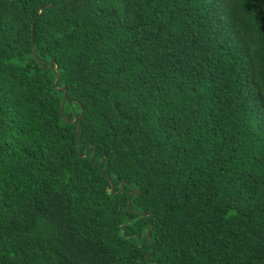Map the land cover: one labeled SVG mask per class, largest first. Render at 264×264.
<instances>
[{
    "label": "trees",
    "instance_id": "16d2710c",
    "mask_svg": "<svg viewBox=\"0 0 264 264\" xmlns=\"http://www.w3.org/2000/svg\"><path fill=\"white\" fill-rule=\"evenodd\" d=\"M0 264H264V0H0Z\"/></svg>",
    "mask_w": 264,
    "mask_h": 264
},
{
    "label": "water",
    "instance_id": "95a60500",
    "mask_svg": "<svg viewBox=\"0 0 264 264\" xmlns=\"http://www.w3.org/2000/svg\"><path fill=\"white\" fill-rule=\"evenodd\" d=\"M47 6H49V5H45V6H43V7L41 8V11H40L39 15H41L42 11H43L44 8L47 7ZM56 70L58 71V66H56ZM57 82H58V79H57ZM65 101H66V100H64V103H63V105H62V109L64 108ZM79 129H80V127H79ZM79 151H81V146H80V150H79Z\"/></svg>",
    "mask_w": 264,
    "mask_h": 264
}]
</instances>
